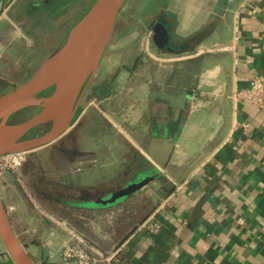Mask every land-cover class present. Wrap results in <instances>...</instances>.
<instances>
[{
	"label": "crops",
	"instance_id": "0c3cea01",
	"mask_svg": "<svg viewBox=\"0 0 264 264\" xmlns=\"http://www.w3.org/2000/svg\"><path fill=\"white\" fill-rule=\"evenodd\" d=\"M53 1L49 15L65 3ZM43 2L0 0V66L12 72L34 47L32 10ZM137 2L155 10L130 42L117 30L116 49L128 50L131 67L122 57L104 60V52L98 70L103 61L105 73L116 70L92 87L95 75L72 124L52 141L64 150L67 135L55 163V226L32 211L39 237L31 242L50 241L55 264H74L60 255L65 226L90 252L116 251L110 264H264V102L231 98L253 74L264 81V0ZM165 36L171 48L160 46ZM169 143L160 167L148 151L160 158ZM143 176L153 178L116 195ZM8 177L0 171V198L18 237L21 205L7 191ZM153 222L157 232L148 228Z\"/></svg>",
	"mask_w": 264,
	"mask_h": 264
},
{
	"label": "water",
	"instance_id": "95a60500",
	"mask_svg": "<svg viewBox=\"0 0 264 264\" xmlns=\"http://www.w3.org/2000/svg\"><path fill=\"white\" fill-rule=\"evenodd\" d=\"M124 2L94 0L69 30L62 46L47 57L28 80L0 94V155L35 150L67 131L97 73ZM29 106L38 107L37 112L21 122L7 124L12 113ZM42 128V132L26 137L28 133ZM171 150L172 143H169L160 158L153 152V147L148 152L160 167H165ZM152 178L143 176L116 195L139 190ZM25 202L30 210V202L27 199ZM0 241L4 246L0 251V264H35L26 252L32 242H21L16 236L1 198ZM40 242L35 241L37 244Z\"/></svg>",
	"mask_w": 264,
	"mask_h": 264
},
{
	"label": "rangeland",
	"instance_id": "374dc122",
	"mask_svg": "<svg viewBox=\"0 0 264 264\" xmlns=\"http://www.w3.org/2000/svg\"><path fill=\"white\" fill-rule=\"evenodd\" d=\"M40 1H44L42 3V6H38V8L32 10L33 15L37 16L35 18L36 23H38L35 25L37 29L35 32H33V35L37 38L38 41L35 43L34 47H32L30 50H27V52L24 53L22 57L17 59L18 64L16 65L15 69L12 70V72L8 69L9 66H0V94L21 85L23 81L27 77H29V75H31V73L38 67L41 61L49 57L62 46L68 34L66 30L70 29V27L84 13V10L90 5V2H92L93 0H55V2L65 1V3H62L61 7L56 9L55 12L53 14L51 13L50 15L46 12L48 10V5H51V3H53L54 1L38 0V2ZM137 1L138 0H125L119 11L120 17L117 23L118 25L117 27H115V29L113 28L114 30L111 34L109 44L107 45L104 54V60L111 58L114 63L117 62L120 57H122L123 62H125L126 64V68L131 67L132 60L130 58H125V56H127L126 53H128V50L126 51L124 47L116 49L117 42L115 43V40L118 33L117 30L123 31V34L120 37L121 41L124 40L130 42L132 40L131 38L133 36L135 27H137L140 22H142L143 25L147 26V14H150L155 10L153 6L147 4H140L139 6V2ZM28 2H33V0H28ZM38 29H41L42 32L38 31ZM25 54H28V56ZM136 54L137 53L135 52V54L133 55L136 56ZM133 55L130 56L134 57ZM139 56L144 57L143 54ZM34 57L35 61L32 62L33 64L30 63L29 65L27 63L28 59L31 60ZM15 59L16 58H14V60ZM104 62L105 61H103L101 67L96 73V77L93 81L92 87L96 86L99 78L116 70V65H113V67L111 66L109 68V71L105 73ZM135 70L137 71V66ZM145 73L147 74L148 70H146ZM37 110L38 108L34 106L17 110L16 112L11 114L12 116L10 115L8 117L6 122L7 124H15L21 122L35 114ZM43 130L44 128L37 130V132L40 133ZM64 136V139H62L65 141L63 146L64 150L59 151L57 143H55L58 141H54L44 147H41L40 149L26 151L27 157H25L22 166H19L17 169H0V171L7 172L9 175L8 185L6 188L7 191L11 192V198L14 200L13 203L18 206L21 205L20 215H18L19 217L14 216V226L18 233V238L21 242L30 243L31 240L33 241L34 238L36 239L39 237L37 214H34L32 211L45 212L46 215L43 217V225L46 224L45 220H48V222L55 226V216H51V212L55 213V201L52 200V198L55 197V163L57 164L58 158H61V152H67V135ZM27 152L29 153L28 155ZM164 183L165 181H163V184ZM21 195H23L30 202L31 211L26 212L24 204L21 200ZM61 211L64 213L65 217H67V211L62 209ZM64 229L67 236V229L69 228L65 226ZM43 243L44 248H38L41 242L38 243V245L36 243H31L26 249V252L35 262V264H55V258L49 257L46 251L47 248L50 247V241L45 238ZM3 249L4 246L0 241V251ZM61 252L60 255L62 257ZM66 262L74 263L71 261Z\"/></svg>",
	"mask_w": 264,
	"mask_h": 264
},
{
	"label": "built area",
	"instance_id": "2783aa9c",
	"mask_svg": "<svg viewBox=\"0 0 264 264\" xmlns=\"http://www.w3.org/2000/svg\"><path fill=\"white\" fill-rule=\"evenodd\" d=\"M233 101L244 104H251L257 107L264 102V81L259 75L253 74L249 80V85L232 92ZM26 151L11 152L0 155V169L15 170L25 160ZM151 232H157L159 223L153 222L148 225ZM84 240L72 229H67V236L62 242V258L75 264H97L99 262L113 263L116 251L103 253L99 250L90 252L85 248Z\"/></svg>",
	"mask_w": 264,
	"mask_h": 264
},
{
	"label": "trees",
	"instance_id": "16d2710c",
	"mask_svg": "<svg viewBox=\"0 0 264 264\" xmlns=\"http://www.w3.org/2000/svg\"><path fill=\"white\" fill-rule=\"evenodd\" d=\"M94 2V0L90 3V5L84 10V13L78 18V20L86 13V11L89 9V7L92 5V3ZM58 3L59 2H57L56 4L58 5ZM78 20L70 27V29L78 22ZM69 29V30H70ZM155 29H156V27H155ZM167 39L165 38V37H162L161 39H160V42H159V44H160V46L162 47V48H164V46L167 44V41H166ZM29 107H32V106H29ZM29 107H25V108H22V109H26V108H29ZM21 110V109H20ZM12 116V115H11Z\"/></svg>",
	"mask_w": 264,
	"mask_h": 264
},
{
	"label": "flooded vegetation",
	"instance_id": "af4514ba",
	"mask_svg": "<svg viewBox=\"0 0 264 264\" xmlns=\"http://www.w3.org/2000/svg\"><path fill=\"white\" fill-rule=\"evenodd\" d=\"M169 47H170V45H168V44H166V45L164 46V48H169ZM34 107H36V106H34ZM37 108H38V107H37ZM36 134H38L37 130L28 133V134L26 135V137H31V136L36 135Z\"/></svg>",
	"mask_w": 264,
	"mask_h": 264
}]
</instances>
